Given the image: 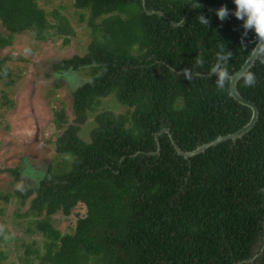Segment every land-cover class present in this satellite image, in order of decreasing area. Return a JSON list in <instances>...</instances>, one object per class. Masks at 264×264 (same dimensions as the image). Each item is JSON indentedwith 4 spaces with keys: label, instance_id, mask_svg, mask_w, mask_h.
Segmentation results:
<instances>
[{
    "label": "trees",
    "instance_id": "obj_1",
    "mask_svg": "<svg viewBox=\"0 0 264 264\" xmlns=\"http://www.w3.org/2000/svg\"><path fill=\"white\" fill-rule=\"evenodd\" d=\"M197 3L236 8L233 0H75L93 40L88 54L53 69L89 70L90 80L72 92V123L59 110L53 125L61 132L47 139L57 155L73 158L53 162L37 184L0 193L5 204L15 198L28 205L18 216L45 241L44 252L33 242L20 263H9L3 249L10 240L0 231V264H264V52L250 71L255 85L238 84L260 111L250 133L190 159L172 142L193 152L243 130L253 114L230 96V80L217 88L211 69L223 65L217 57L223 48L229 76L238 73L259 43L257 34L235 15L220 20L204 6L182 27L167 20L182 23ZM49 16L39 0H0V23L9 33L0 34V53L23 33L68 45L76 36L69 19L59 11L51 14L54 22ZM4 63L0 82L13 85ZM112 95L125 112L102 110ZM91 115L96 127L86 142L81 127ZM7 172L20 175V169ZM80 207L85 216L63 235L54 218Z\"/></svg>",
    "mask_w": 264,
    "mask_h": 264
},
{
    "label": "rangeland",
    "instance_id": "obj_2",
    "mask_svg": "<svg viewBox=\"0 0 264 264\" xmlns=\"http://www.w3.org/2000/svg\"><path fill=\"white\" fill-rule=\"evenodd\" d=\"M74 3L75 0H39L41 8L50 14V22H54L51 16L54 11L69 19L76 36L69 38L68 45L64 38L51 37L40 42L34 34L23 33L15 36L12 47L0 53L5 66L13 70L14 80L13 85H7L9 81L0 82L1 194H13L18 187L28 183L37 184L39 175L47 173L53 162L73 158L57 155L54 145L48 144L47 139L52 140L55 132H61L53 125L59 110H65L72 123V92L90 80L89 70L57 74L53 69L60 61L88 54L93 40L92 29L87 23H81ZM0 34L9 36L1 23ZM102 110L120 114L125 112V107L112 95L103 100ZM94 121L95 116L91 115L87 124L81 127V137L86 142L91 141V132L96 127ZM9 169H20L19 177L8 173ZM27 210L28 205L21 206L15 198L10 204L0 201V231L10 240L3 249L9 263H20L26 245L33 242L44 252L42 235L28 233L27 221L18 216ZM85 213L86 210L80 207L71 217L57 215L54 226L63 235L72 234Z\"/></svg>",
    "mask_w": 264,
    "mask_h": 264
},
{
    "label": "clouds",
    "instance_id": "obj_3",
    "mask_svg": "<svg viewBox=\"0 0 264 264\" xmlns=\"http://www.w3.org/2000/svg\"><path fill=\"white\" fill-rule=\"evenodd\" d=\"M233 2L236 5L235 17L244 22L243 27L246 32L254 29L259 39V49H264V0H233ZM216 14L220 20H224L229 14V9L226 6L221 7ZM197 18L201 25L208 26L209 19L204 15H198ZM217 57L219 61L223 62V65L215 63L211 71L217 76V88L222 90L225 88L226 82L231 79L227 68L229 57L224 54L223 48L217 53ZM198 62L203 63L202 60ZM241 77L247 87H252L256 83V77L251 72L241 73Z\"/></svg>",
    "mask_w": 264,
    "mask_h": 264
},
{
    "label": "water",
    "instance_id": "obj_4",
    "mask_svg": "<svg viewBox=\"0 0 264 264\" xmlns=\"http://www.w3.org/2000/svg\"><path fill=\"white\" fill-rule=\"evenodd\" d=\"M144 5H145V8H146V3L144 1ZM198 6H204L206 7L209 11L211 12H214V13H217L219 8H213L209 5H206L204 3H197V4H194L190 10L188 11L187 15L185 16L184 20L182 23L178 24L176 22H174L173 20H171V18L169 17H166L167 20H169L171 22V24L175 27H182L184 26L185 22L187 21L188 17H189V14L194 10L196 9ZM147 10V9H146ZM236 8L234 10H231L229 11V14L228 16H232L234 15V12H235ZM149 15H155L156 13H150L148 12ZM159 15L161 16H164V14H161L159 13ZM260 48V45L259 43L257 44V46L253 49L252 51V54L251 56L249 57V59L247 60V62L245 63V65L243 66V68L238 72L236 73L235 75L233 76H230L231 79L230 80V96L236 100L238 103H240L241 105L243 106H246L248 108H250L252 110V119H251V122L241 131H239L238 133L236 134H233V135H230V136H226V137H220L218 138L216 141L212 142V143H209V144H206V145H203L201 147H199L197 150L193 151V152H190V153H185L183 152L179 146L177 145V143L175 142L174 139H172V142L178 152L179 155L187 158V159H190V158H193L195 156H198L200 154H203L205 153L207 150H209L211 147H214V146H217L223 142H227V141H236L238 139H241L243 138L245 135H247L248 133H250L254 128L255 126L257 125L258 121H259V118H260V111H259V108L257 107L256 104H254L253 102L251 101H248L247 99H245L238 91V84L239 82L242 80V77H241V73H247V72H250L251 69L255 66L256 62L259 60L260 58V55L264 52V49H259ZM259 49V50H258ZM216 75L215 73L212 74V76ZM166 132L168 134H170V132L168 130H166ZM172 138V136H171Z\"/></svg>",
    "mask_w": 264,
    "mask_h": 264
}]
</instances>
